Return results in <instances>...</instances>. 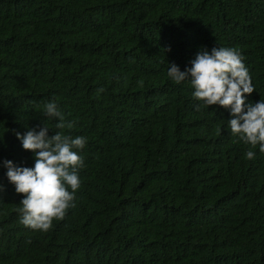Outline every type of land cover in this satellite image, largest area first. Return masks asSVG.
Here are the masks:
<instances>
[{
	"label": "trees",
	"instance_id": "16d2710c",
	"mask_svg": "<svg viewBox=\"0 0 264 264\" xmlns=\"http://www.w3.org/2000/svg\"><path fill=\"white\" fill-rule=\"evenodd\" d=\"M239 51L264 100V0H0V160L32 165L14 131L86 137L73 206L19 222L0 166V264H264V151L173 83L198 48ZM53 99L71 128L56 129Z\"/></svg>",
	"mask_w": 264,
	"mask_h": 264
},
{
	"label": "clouds",
	"instance_id": "9594fccd",
	"mask_svg": "<svg viewBox=\"0 0 264 264\" xmlns=\"http://www.w3.org/2000/svg\"><path fill=\"white\" fill-rule=\"evenodd\" d=\"M166 75L173 83H189L191 97L198 102L197 109L201 104L227 109L228 130L250 146L244 153L247 159L255 156L252 148L258 146L264 151V100L247 99L254 87L238 50L226 46L200 47L183 70L174 62L167 63ZM41 112L47 120L55 121L56 129L72 127L53 99L42 104ZM49 130L41 121L40 126L27 128L23 133L14 131L21 148L32 155L30 167L0 160L8 183L16 193L23 194L16 209L19 222L41 232L47 231L54 219L63 218L73 206L81 183L78 170L83 167L79 149L86 142L81 135L70 136L61 131L49 135Z\"/></svg>",
	"mask_w": 264,
	"mask_h": 264
}]
</instances>
